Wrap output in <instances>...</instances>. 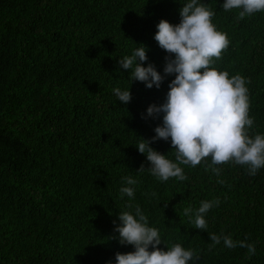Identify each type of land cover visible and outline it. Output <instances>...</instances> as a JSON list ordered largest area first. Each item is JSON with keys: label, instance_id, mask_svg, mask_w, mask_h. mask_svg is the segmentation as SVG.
<instances>
[{"label": "trees", "instance_id": "trees-1", "mask_svg": "<svg viewBox=\"0 0 264 264\" xmlns=\"http://www.w3.org/2000/svg\"><path fill=\"white\" fill-rule=\"evenodd\" d=\"M188 2L0 0V264H117V253L135 251L119 242V213L135 216L137 205L159 230L161 250L179 243L198 254L188 264H264V168L252 176L247 166L208 158L180 165L186 180L162 182L136 147L162 126L163 114L147 109L166 102L175 75L149 89L131 82L119 59L144 45L142 66L164 76L168 54L154 39L157 25H178ZM199 2L229 40L212 67L245 79L249 135L264 134V12L241 20L240 10H223L225 0ZM115 88L130 89V102H120ZM150 146L176 162L170 140ZM122 187L134 188V197ZM204 201L219 204L199 230L193 221ZM212 234L247 238L255 254L223 239L209 250Z\"/></svg>", "mask_w": 264, "mask_h": 264}, {"label": "clouds", "instance_id": "clouds-1", "mask_svg": "<svg viewBox=\"0 0 264 264\" xmlns=\"http://www.w3.org/2000/svg\"><path fill=\"white\" fill-rule=\"evenodd\" d=\"M222 8L224 11L240 10L237 18L242 20L245 16L264 12V0H225ZM179 14L181 20L178 25L161 20L154 36L159 47L168 54L164 76L152 64L142 66L148 59V49L144 45H139L131 56L119 59L120 66L130 70L131 82H142L149 89L153 86L159 89L165 76L175 75L168 85L166 102L147 109L150 117L163 114L162 126L154 129L155 136L151 140L139 138L136 147L150 162L148 171L162 182L170 178L186 180L180 165L194 168L208 158H211V165L234 163L247 166L249 175L255 176L259 169L264 168V134H257L254 138L249 135L254 120L249 117L246 81L240 75L229 78L227 71L212 67L229 46L227 35L218 31L212 23L215 12L199 0L184 4ZM113 91L120 102H130V89L122 91L115 88ZM158 140H170L176 162L150 146ZM211 170L216 175L220 174L217 167ZM141 171H144L143 166ZM124 181L127 185L136 184L131 177H125ZM120 191L130 198L134 197L132 187H122ZM214 204L218 206L219 201L202 202L194 216L196 229L207 228L204 216ZM192 212L191 208L184 209L185 216H190ZM118 219L121 226L115 231L119 233L120 244L131 245L135 251L117 253V264H188L194 257L199 259L196 252L186 250L179 243L171 247L165 245L167 251L161 250L160 232L148 226V218L142 214L139 205L135 208V216L125 211L119 213ZM209 238L213 242L209 250L223 239L229 249L237 246L247 248L252 255L256 251L254 244L246 242L247 238L238 242L230 236L212 234ZM150 247L152 251H149Z\"/></svg>", "mask_w": 264, "mask_h": 264}]
</instances>
